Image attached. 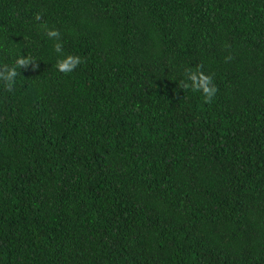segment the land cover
Wrapping results in <instances>:
<instances>
[{"label":"trees","instance_id":"16d2710c","mask_svg":"<svg viewBox=\"0 0 264 264\" xmlns=\"http://www.w3.org/2000/svg\"><path fill=\"white\" fill-rule=\"evenodd\" d=\"M19 55L0 264H264V0H0Z\"/></svg>","mask_w":264,"mask_h":264},{"label":"clouds","instance_id":"9594fccd","mask_svg":"<svg viewBox=\"0 0 264 264\" xmlns=\"http://www.w3.org/2000/svg\"><path fill=\"white\" fill-rule=\"evenodd\" d=\"M36 18L39 19V14H37ZM46 32L49 37L56 38L54 43L55 51L58 53L62 52V43L59 40L60 32L55 27L46 29ZM30 61H32V58L29 56H17L13 65L8 66L6 71L0 72V80L4 81L5 86L11 89L18 75V68L20 69L21 66H26ZM80 63L81 58L79 56L66 54L57 60L56 66L61 72L67 73L71 72ZM187 76L191 77L193 83L190 87L193 90H202L206 100L213 96L216 91V86L212 83L211 76L191 70L188 71Z\"/></svg>","mask_w":264,"mask_h":264}]
</instances>
